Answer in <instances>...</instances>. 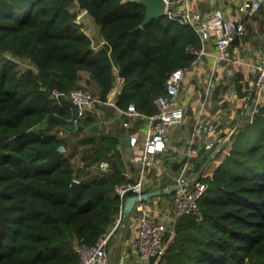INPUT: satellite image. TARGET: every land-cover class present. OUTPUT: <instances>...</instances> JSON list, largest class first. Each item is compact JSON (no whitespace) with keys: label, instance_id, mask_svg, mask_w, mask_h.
<instances>
[{"label":"trees","instance_id":"1","mask_svg":"<svg viewBox=\"0 0 264 264\" xmlns=\"http://www.w3.org/2000/svg\"><path fill=\"white\" fill-rule=\"evenodd\" d=\"M80 9L99 27L98 47L76 22ZM144 15L137 0H0V264H78L73 240L96 245L113 227L114 186L132 179L119 148L125 129L97 127L115 112L104 103L114 68H124L116 104L153 114L168 74L189 67V47L200 44L190 25L166 16L141 25ZM84 75L101 113L79 116L52 93L84 87ZM253 129L258 136L247 145ZM101 161L109 172L85 178ZM206 180L201 214L177 218L155 264H264V108Z\"/></svg>","mask_w":264,"mask_h":264},{"label":"built area","instance_id":"2","mask_svg":"<svg viewBox=\"0 0 264 264\" xmlns=\"http://www.w3.org/2000/svg\"><path fill=\"white\" fill-rule=\"evenodd\" d=\"M164 1V16L190 25L199 37L200 44L189 47L195 55L191 65L197 64L208 54L214 58L204 72L205 78L200 86L203 96L196 106L190 134L175 154L182 157L184 162L174 170V154L167 157L166 165L161 160L162 155L174 144L173 128L180 125L186 117L183 84L191 65L177 67L168 74L164 93L154 99L157 111L153 114L140 112L134 103H129L125 108L116 104L123 78L119 76L120 70L115 68L117 78L122 83L112 87L104 103L115 108L117 118L126 129L137 119L147 122L143 137L129 133L132 145L142 144V151L134 157V160L141 162V167L134 178L114 186V193L119 195L120 204L114 225L105 237L96 245L73 240V250L79 255L78 264H112L110 240L117 230L124 227H129L131 236L124 247L123 264H155L165 255L174 237L177 218L185 214H201L199 201L208 186L206 177L230 154L237 134L263 114L264 32H260L258 40L252 43L248 39L246 23L227 15L225 0H220L219 5L205 11L193 9L190 0ZM259 1L263 3L264 9V0ZM253 2L254 0H242L239 10L247 17H262ZM236 37L238 39L235 42ZM245 66L249 68L248 71L244 70ZM190 76L193 77V74ZM221 85L225 87V92H219L223 106L218 111L211 112V98ZM52 93L55 97L64 95L78 108L79 116L87 111L95 112L98 104L102 103L97 95L84 87H74L68 93L53 89ZM96 112L101 113L102 110L98 109ZM207 149L210 151L206 154L204 151ZM201 154L200 166L196 167L191 159ZM211 161L217 166H210ZM99 167L108 171V161H101ZM148 167H156L161 173L164 171L171 174V184L178 183L179 187L164 198L139 197L134 201L129 216L124 219L126 198L146 192ZM160 176L156 175V188L161 184Z\"/></svg>","mask_w":264,"mask_h":264},{"label":"crops","instance_id":"3","mask_svg":"<svg viewBox=\"0 0 264 264\" xmlns=\"http://www.w3.org/2000/svg\"><path fill=\"white\" fill-rule=\"evenodd\" d=\"M191 6L193 9L195 10H201V11H205L208 10L214 6L219 5L220 0H190ZM225 4H226V13L228 16H233L239 20H242L246 23L247 25V35H248V39H250V41L252 43H255L258 40V36L260 32H264V9L262 8V2L259 0H254L253 4L257 7L256 10L258 13L262 14V17H247L244 16V13L242 11L239 10L240 5L242 4V0H225ZM85 11V13L93 20V18L88 14L87 10L82 9V11ZM96 24V23H95ZM98 31H99V27L96 24ZM98 44L94 45V47H98L99 45H101L102 43H104L103 39L100 38L98 40ZM214 58L211 54L205 55L200 62H198L197 64H193L191 65V67L189 68L187 73V76L184 80V84H183V93H184V101L186 104V117L184 119V121L178 125L175 126L173 128V136H174V141H173V146L171 149H169L167 151V153L162 155V163H164L163 165H166L168 163V156L172 155V154H176L179 151V147L181 148V145L186 141V139L188 138L189 134H190V129H191V124H192V118H194V115L196 113V106L199 104L203 93H202V89H201V84L205 78V74L204 72L207 70L208 66H210L213 62ZM118 68V67H115ZM114 68V70H116ZM119 69V68H118ZM120 70V69H119ZM244 70L248 71L249 68L247 66L244 67ZM245 71V72H246ZM248 74V72H246ZM190 74H193V77L190 76ZM88 75H84L83 77V81L86 80V77ZM121 76V75H119ZM123 78V76H121ZM121 80L117 78L116 75V79L114 82V85L117 84H121ZM123 84V83H122ZM219 92H225V87L224 86H219L216 88V91L214 93V95L212 96L211 100H212V108H211V112H216L219 110V108H222V104L223 100L219 97ZM110 94H112L110 92ZM109 119V120H108ZM107 124L105 127H99L98 129H103L106 131H112L113 133H118V131H120L121 129H125L126 133H122L120 135V137L122 135L125 134H129L131 132H128V130L122 125L121 121L117 118L116 116V112H114V115L111 117H107V119L103 120V121H98V123H103ZM103 124V125H104ZM108 124H112V125H108ZM76 127V126H75ZM93 128H95V126H92ZM75 129V128H74ZM71 129V130H74ZM147 130V122L142 120V119H137L135 121V123L133 124V132L136 135H139L140 137H143L145 132ZM63 133L68 134V131H66L65 129L62 128ZM120 133V132H119ZM73 137V136H72ZM119 148L122 150V160L124 163V175L127 178H134L140 167H141V162L140 161H136L134 160V157L139 154L142 151V144L140 143H133L132 145V150L131 152H127L125 150V148L123 147V145L120 143L119 144ZM204 153H206V151H204ZM203 154V153H202ZM202 154L200 156H195L192 157L191 161L193 163V165L200 166V162H201V158H202ZM207 154V153H206ZM78 157V156H77ZM77 157L75 158L74 156V161L77 162H81L79 159V161L77 159ZM176 159L174 161V164H178L177 167H179L180 165L183 164L184 160L182 159V157L175 155ZM210 158V156H209ZM210 166H217V164H215L214 161H211L209 163ZM219 166V165H218ZM107 172L109 171H104L102 168L100 167H93L92 169L89 170V172L86 174L85 178H93V177H101L103 175H105ZM156 175L161 177V184L159 185V188H163L168 185L173 183V176L171 174H168L166 172H162L158 169H156V167H148L147 168V176H148V181L146 183V187L147 190L146 191H150V190H155L158 189V187L156 188ZM167 192H163L161 194L158 195H153V198L155 197H159V198H164L167 197ZM158 200H162V199H158ZM165 203V201H164ZM117 232V231H116ZM116 232L113 234V236H115ZM121 233V230H120ZM130 233V232H129ZM112 236V237H113ZM131 236V233L129 234V237L126 238V242L125 243V247L128 243V240ZM120 238V237H119ZM124 240V238H122ZM121 238L119 240H122ZM111 241V240H110ZM121 242V241H120ZM124 254L120 253L119 256V261L118 264H120L121 261V257H123Z\"/></svg>","mask_w":264,"mask_h":264},{"label":"water","instance_id":"4","mask_svg":"<svg viewBox=\"0 0 264 264\" xmlns=\"http://www.w3.org/2000/svg\"><path fill=\"white\" fill-rule=\"evenodd\" d=\"M138 2H140L141 4L144 5L145 7V15L141 21V25L146 24L147 22H149L152 18H156V17H160V16H164V10H165V1L164 0H137ZM237 37L234 39V41H237ZM124 73V68L120 69V75L123 76ZM70 129H74L75 128V123H71L68 125ZM120 143L123 145V147L125 148V150L127 152H131L132 150V137L131 134H125L122 135L119 138ZM59 150H63L62 146H59ZM210 151V149L206 150V153H208ZM212 156V155H210ZM78 183L77 179H74L72 181V185H76ZM179 187V184H171L168 187H166L165 189L163 188H158L155 190H150V191H146L143 192L140 196L138 195H129L124 203V208H123V216L124 219H126L133 207V203L135 200H137L139 197L140 198H146L149 196H153V195H158L163 193L164 191L167 193H170L173 189ZM123 257H121V261L120 264H123Z\"/></svg>","mask_w":264,"mask_h":264},{"label":"rangeland","instance_id":"5","mask_svg":"<svg viewBox=\"0 0 264 264\" xmlns=\"http://www.w3.org/2000/svg\"><path fill=\"white\" fill-rule=\"evenodd\" d=\"M77 5L73 6V9H77ZM76 22L81 24L84 31L90 35L93 39V43L94 45L98 44V40L100 39V35H99V31L98 28L95 24V22L85 13V11L82 9H80L78 11V15H77V19ZM96 47V46H95ZM85 88H87L90 91H95V85L93 82H88L86 83L85 80V85H83ZM103 123H98L97 127H105L107 124ZM108 125H112V124H108ZM107 127V126H106ZM258 136V131L256 129H253L252 132L250 133V135L247 137V139H245V144L249 145L251 142H253L254 140H256ZM78 160V157L76 159V161ZM129 227L126 229V227H124L123 229H121V233L120 231L116 232L115 236L112 237L111 241H110V249H111V262L112 264H118L119 261V256L120 253L123 254L124 252V245L126 242V238L129 237ZM124 238V240H119L120 238ZM121 241V242H120ZM124 241V242H123Z\"/></svg>","mask_w":264,"mask_h":264}]
</instances>
